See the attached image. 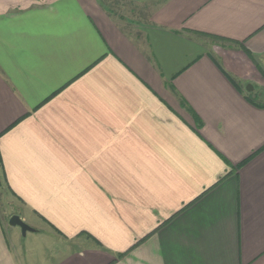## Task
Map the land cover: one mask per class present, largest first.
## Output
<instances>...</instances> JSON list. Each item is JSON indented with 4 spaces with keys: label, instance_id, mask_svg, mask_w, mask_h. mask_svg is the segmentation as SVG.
Here are the masks:
<instances>
[{
    "label": "crops",
    "instance_id": "obj_1",
    "mask_svg": "<svg viewBox=\"0 0 264 264\" xmlns=\"http://www.w3.org/2000/svg\"><path fill=\"white\" fill-rule=\"evenodd\" d=\"M0 162V264H264V0H0Z\"/></svg>",
    "mask_w": 264,
    "mask_h": 264
},
{
    "label": "rangeland",
    "instance_id": "obj_2",
    "mask_svg": "<svg viewBox=\"0 0 264 264\" xmlns=\"http://www.w3.org/2000/svg\"><path fill=\"white\" fill-rule=\"evenodd\" d=\"M102 5L108 9L112 16L122 24L133 23V22H143L149 17L153 8L157 4L158 0H99ZM249 89L254 90L252 84H247ZM246 86V87H247ZM0 213L4 224H8V220L12 215H17L22 218L27 219V225L30 227L37 228V230H42L48 233L46 236H38L36 234H28L26 237H22L21 231L18 227L14 228L17 234L18 243L26 246L32 242L37 244H43L50 246L55 239L50 232L49 226H46L41 221L36 220L37 218L30 216L26 209H23L22 202L16 199V196L10 193L9 188L3 185V181L0 176ZM30 227V228H32ZM49 227V228H48ZM35 238V239H34Z\"/></svg>",
    "mask_w": 264,
    "mask_h": 264
},
{
    "label": "water",
    "instance_id": "obj_3",
    "mask_svg": "<svg viewBox=\"0 0 264 264\" xmlns=\"http://www.w3.org/2000/svg\"><path fill=\"white\" fill-rule=\"evenodd\" d=\"M250 87H246L247 92L253 91V89H249ZM8 225L12 228L18 227L21 231L22 237H25L27 233L33 232V230L24 222L21 220V218L17 215H12L8 220Z\"/></svg>",
    "mask_w": 264,
    "mask_h": 264
},
{
    "label": "trees",
    "instance_id": "obj_4",
    "mask_svg": "<svg viewBox=\"0 0 264 264\" xmlns=\"http://www.w3.org/2000/svg\"><path fill=\"white\" fill-rule=\"evenodd\" d=\"M106 11L108 12L109 15H112V13H111L108 9H106ZM250 95H252V94H250ZM250 102H251V103H254L251 99H250ZM241 166H242V165H238V166L236 167V170L239 169ZM0 174H2V166H1V162H0ZM0 176H1V175H0Z\"/></svg>",
    "mask_w": 264,
    "mask_h": 264
}]
</instances>
